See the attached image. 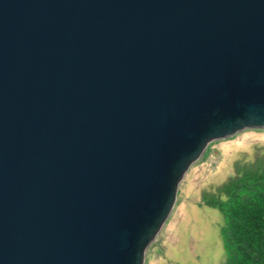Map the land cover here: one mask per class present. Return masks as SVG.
I'll list each match as a JSON object with an SVG mask.
<instances>
[{
    "label": "water",
    "instance_id": "95a60500",
    "mask_svg": "<svg viewBox=\"0 0 264 264\" xmlns=\"http://www.w3.org/2000/svg\"><path fill=\"white\" fill-rule=\"evenodd\" d=\"M264 129V0H0V264H143L206 147Z\"/></svg>",
    "mask_w": 264,
    "mask_h": 264
},
{
    "label": "rangeland",
    "instance_id": "374dc122",
    "mask_svg": "<svg viewBox=\"0 0 264 264\" xmlns=\"http://www.w3.org/2000/svg\"><path fill=\"white\" fill-rule=\"evenodd\" d=\"M264 149V129H249L211 142L184 174L174 206L149 245L143 264H224V216L210 197L233 173Z\"/></svg>",
    "mask_w": 264,
    "mask_h": 264
},
{
    "label": "trees",
    "instance_id": "16d2710c",
    "mask_svg": "<svg viewBox=\"0 0 264 264\" xmlns=\"http://www.w3.org/2000/svg\"><path fill=\"white\" fill-rule=\"evenodd\" d=\"M211 204L224 216V264H264V149L251 162H236Z\"/></svg>",
    "mask_w": 264,
    "mask_h": 264
}]
</instances>
